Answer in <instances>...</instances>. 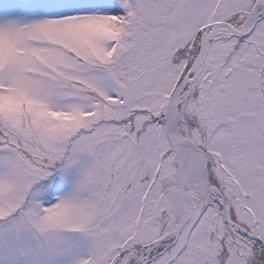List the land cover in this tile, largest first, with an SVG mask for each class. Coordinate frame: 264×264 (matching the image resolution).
<instances>
[{"label": "snow or ice", "instance_id": "obj_1", "mask_svg": "<svg viewBox=\"0 0 264 264\" xmlns=\"http://www.w3.org/2000/svg\"><path fill=\"white\" fill-rule=\"evenodd\" d=\"M0 264H264V0H0Z\"/></svg>", "mask_w": 264, "mask_h": 264}]
</instances>
